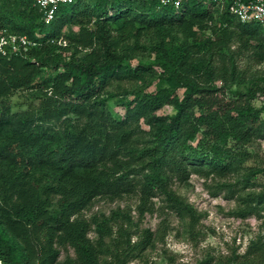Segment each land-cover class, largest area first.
Wrapping results in <instances>:
<instances>
[{"label": "trees", "instance_id": "16d2710c", "mask_svg": "<svg viewBox=\"0 0 264 264\" xmlns=\"http://www.w3.org/2000/svg\"><path fill=\"white\" fill-rule=\"evenodd\" d=\"M0 29L31 43L0 54V264L142 258L156 232L129 209L82 211L136 194L141 217L160 198L192 234L199 213L173 188L192 173L221 179L235 216L264 204V194H241L264 166L235 174L264 138V99L253 104L264 95L253 73L264 64V32L239 22L228 0H73L48 23L35 0H0ZM17 91L26 94L12 103ZM113 98L122 114L109 109ZM228 264H264V239Z\"/></svg>", "mask_w": 264, "mask_h": 264}, {"label": "rangeland", "instance_id": "374dc122", "mask_svg": "<svg viewBox=\"0 0 264 264\" xmlns=\"http://www.w3.org/2000/svg\"><path fill=\"white\" fill-rule=\"evenodd\" d=\"M76 29V27H73ZM149 60V59H148ZM245 62V61H244ZM243 62V63H244ZM137 63L136 60L132 64ZM264 64L253 63L255 81L264 87ZM139 84L138 81H123L122 87L130 88ZM120 86V87H121ZM114 87V88H113ZM112 86V89H121ZM152 84L148 90H153ZM24 91H17L10 96L12 103L22 101ZM131 97V96H128ZM264 95L253 101L255 106H261ZM108 107L113 113L122 114V108L118 99L108 101ZM24 109L25 105L14 104L12 109ZM162 113H171L170 106H164ZM255 150L247 147L249 153L247 160L237 166V175H246L252 171L250 167L264 166V138L258 140ZM221 180V179H220ZM212 175L190 174L187 183H174L173 188L188 201L199 213L198 220L192 234L188 231L187 220L178 219L172 212L163 208L160 198L154 199L155 210L139 217L136 211L138 196L136 194L123 196L119 199L109 200L97 198L92 205L82 211L81 215L88 218L94 213L108 214L116 207L127 208L131 211L134 221L140 227L149 228L156 232V241L151 249L146 250L142 258H137L128 264H228V259L237 254H242L251 240L260 236L264 239V204L257 207V213L245 217L235 216L232 211L237 207L235 199L227 198V191L217 190V183L221 182ZM228 183H234L235 175H229ZM237 189V186H232ZM241 194H264V175H256L251 178ZM90 237H93L91 232ZM134 238V237H133ZM68 253L72 255V251ZM62 252L60 259L64 257Z\"/></svg>", "mask_w": 264, "mask_h": 264}, {"label": "built area", "instance_id": "2783aa9c", "mask_svg": "<svg viewBox=\"0 0 264 264\" xmlns=\"http://www.w3.org/2000/svg\"><path fill=\"white\" fill-rule=\"evenodd\" d=\"M73 0H35L44 23L50 22L58 5L70 3ZM162 6L179 7L181 0H158ZM229 12L241 23L254 21L264 32V0H228ZM31 43L23 35H17L0 29V54L10 56L26 50Z\"/></svg>", "mask_w": 264, "mask_h": 264}]
</instances>
